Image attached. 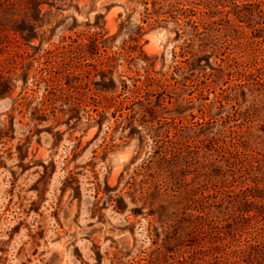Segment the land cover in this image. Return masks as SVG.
<instances>
[{
  "label": "rangeland",
  "instance_id": "374dc122",
  "mask_svg": "<svg viewBox=\"0 0 264 264\" xmlns=\"http://www.w3.org/2000/svg\"><path fill=\"white\" fill-rule=\"evenodd\" d=\"M1 1L0 264H264V0Z\"/></svg>",
  "mask_w": 264,
  "mask_h": 264
},
{
  "label": "trees",
  "instance_id": "16d2710c",
  "mask_svg": "<svg viewBox=\"0 0 264 264\" xmlns=\"http://www.w3.org/2000/svg\"><path fill=\"white\" fill-rule=\"evenodd\" d=\"M12 8L10 6L3 7L2 1L0 0V20L6 19L9 17L8 15L10 12H12ZM14 14V12H12ZM246 138V140H250L252 132H247V134H240V136H243ZM264 198V186L259 185H252L250 188L246 189L244 191V194H240L239 197L236 198L235 203L237 206V209H239L242 212H248L251 213L252 208L251 205L257 203V198Z\"/></svg>",
  "mask_w": 264,
  "mask_h": 264
}]
</instances>
